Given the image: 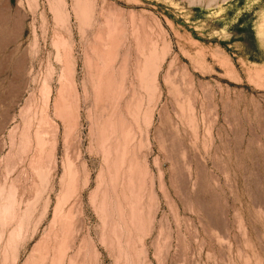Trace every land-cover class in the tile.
<instances>
[{
  "label": "rangeland",
  "instance_id": "374dc122",
  "mask_svg": "<svg viewBox=\"0 0 264 264\" xmlns=\"http://www.w3.org/2000/svg\"><path fill=\"white\" fill-rule=\"evenodd\" d=\"M0 264H264V0H0Z\"/></svg>",
  "mask_w": 264,
  "mask_h": 264
}]
</instances>
